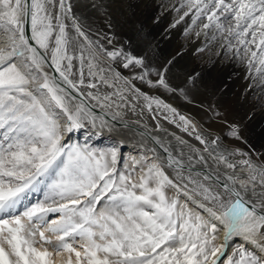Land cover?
Masks as SVG:
<instances>
[{
	"label": "snow or ice",
	"instance_id": "snow-or-ice-1",
	"mask_svg": "<svg viewBox=\"0 0 264 264\" xmlns=\"http://www.w3.org/2000/svg\"><path fill=\"white\" fill-rule=\"evenodd\" d=\"M177 4L172 6L177 14L173 27L189 18L185 35L194 31L206 42H218L225 58L246 67L249 76L256 74L253 83L257 77L264 82V0H177ZM66 19H71L75 37L69 35ZM92 49L69 0H0V264H264V255L245 246L264 253V211L258 210L264 208V165L241 159L237 163L247 178L225 174L227 183L204 174V181L220 191L189 177L195 187L183 194L189 199L192 192L200 196L197 207L204 215L179 200L183 189L155 161L147 163L143 157L130 170H121L118 146L97 149L69 142L71 134L87 124L96 128L99 120L100 127L107 126L93 107L115 105L136 114L134 101L142 99L141 116L144 109L152 113L155 106L171 114L170 122L178 117L177 126L194 135L204 151L227 168H237L229 157L248 155L239 148L229 150L219 136L206 138L203 126L138 88L134 81L194 103L183 88L168 83L167 68L153 81L144 60L122 48L100 51L110 61L120 58L125 69L141 71L123 77L110 68L115 80L123 81L122 88L103 97L82 91L97 89L93 82L97 78L114 87L102 75L103 68L92 71L97 67ZM85 51L88 76L93 78L87 83ZM75 60L80 64L78 79L72 78ZM194 80L189 76V83ZM86 100L96 103L90 106ZM199 107L210 113L209 120L228 127L229 138L243 141L239 125L220 120L223 114L215 105ZM120 114L116 111L113 120ZM167 160L168 167L176 164L183 171L170 154ZM168 189H175L177 196L169 197ZM221 230L223 243L217 244ZM233 238L244 243L227 255Z\"/></svg>",
	"mask_w": 264,
	"mask_h": 264
},
{
	"label": "bare ground",
	"instance_id": "bare-ground-1",
	"mask_svg": "<svg viewBox=\"0 0 264 264\" xmlns=\"http://www.w3.org/2000/svg\"><path fill=\"white\" fill-rule=\"evenodd\" d=\"M69 2L73 13L78 14L79 8L85 12L82 17L80 16L81 18L78 17L80 14L74 16L85 26L87 35L93 42L91 51L95 56L97 67L92 71L96 72L99 68H103L105 71L102 75L114 84V87H108L98 78L93 81V78L88 76V51H85V82H97V89L82 88V91L85 93L91 91L103 97L105 94H112L116 89L122 88L123 81L115 80L114 73L109 71L110 68H115L123 77L133 75L130 68L122 67L120 58L110 61L100 49L112 51L122 48L125 51L139 45L145 55L152 56V59L159 58L161 52L164 53L166 49H170L172 54L175 53L172 60L173 68H184L188 61V55L185 54L189 52L190 76H195L191 86L195 90L200 89L207 92L212 104L223 114L219 118L220 120L228 117L230 123L239 125L243 141L229 138L220 122L209 120L210 114H206V112H194V108L190 105L187 106L181 98L169 95L165 91L161 92L159 88H148L138 80L134 83L149 95L161 97L181 114L194 120L198 127L203 126V129L206 130L204 132L206 138L219 136L229 150L239 148L248 155L229 157L233 163L237 164V168L235 171L227 168L223 163L209 156V153L204 151V145L200 144L194 135H189L188 132L182 131L181 127L177 126L178 117L175 118L176 122H170L173 119L171 114L163 109H156L155 106H153L152 113L144 109L141 116L139 113L144 103L142 99L139 102L134 101L137 104L136 114L127 108L117 110L115 105L112 108L93 107L97 116H103L108 121L107 126L100 127L99 120H97L96 128L87 124L84 129L71 134L70 143L87 144L97 149H107L112 145L118 146V168L121 170L122 166L124 169L130 170L133 162L142 161L143 157H147V163L155 161L163 167L166 175L183 189L178 195L179 200L182 203H187L194 213L200 212L204 215L206 213L203 212V209L197 207V203L202 202V198L195 192H192L191 199L183 194L184 191L192 190L195 187L189 183V177L193 181L207 184L214 191H220L210 181H204V174L219 179L221 183H227L225 174L247 178L248 174L241 171L243 166L237 163L241 159H250L256 166L264 165V82H261L257 77L256 83H253L252 76H256V74L253 73L252 76H249L246 67L238 64L231 57L225 58L223 49L219 47L218 42H206L203 35L197 37L194 31L185 35V28L190 24L189 18L186 17L185 21L173 27L177 14L172 11V6H178L177 0H69ZM164 5H168V8L165 9ZM65 23L68 25L69 35L75 37L76 33L72 28L71 19H66ZM110 24L111 27H109ZM78 39L83 42L82 37ZM76 54L79 55V49ZM73 64L74 75L72 78L78 79L79 61L75 60ZM48 71L51 75L52 71ZM56 75L58 76V74ZM172 79L175 78L172 77ZM240 94L244 96V99L239 98ZM85 103L91 106L96 102L86 100ZM238 103L242 108H245L241 109L245 110L246 114L241 112L240 107L238 108ZM116 111H120L121 114L113 120V114ZM153 115H155V119H153ZM166 116L168 119H165ZM125 124L127 127L123 126ZM124 152L123 157L121 154ZM169 154L174 161L179 163L183 171H179L176 164H173L172 167L167 166ZM200 156L204 157L203 161L200 160ZM123 158L124 164L121 166L120 161ZM140 166H144L143 162ZM196 172L201 175H195ZM139 175L140 172L137 169L135 176L138 178ZM185 184H187V189L183 188ZM236 187L239 188V184ZM257 191H259V187ZM166 192L169 197L177 196L175 189H168ZM249 199V196H245V200ZM252 199L253 202L260 203L259 198ZM258 210L264 211V208ZM56 215L52 214V216ZM218 235L219 239L215 243H223V231L221 230ZM242 243L244 242L238 238L229 241L227 255H231L235 246ZM245 246L250 251L256 252L257 255H264L250 244Z\"/></svg>",
	"mask_w": 264,
	"mask_h": 264
},
{
	"label": "rangeland",
	"instance_id": "rangeland-1",
	"mask_svg": "<svg viewBox=\"0 0 264 264\" xmlns=\"http://www.w3.org/2000/svg\"><path fill=\"white\" fill-rule=\"evenodd\" d=\"M77 13L80 15L76 14L75 12L73 13V15H75V16L78 15L79 18H81L82 15L85 14V12H82V10L80 8H79ZM125 52H130L133 56L140 57L143 60H145L144 61L145 67L148 68L149 70H151V74H152L149 76V78L153 81L157 80V78H158L156 75L157 72L162 71L163 69L167 68V71L164 73V75H165V78L168 81V83L170 85H172L173 87L183 88L186 95L192 101H194V103H189L187 100L184 99L183 96H181L178 93H176V94H170L168 92L167 93L169 95L177 96V98H181L186 103L187 106L190 105L192 108H194L193 111L196 113L206 112V114H210L209 112L205 111L204 108L199 107V105H201V104H203L205 106L213 105L212 104L213 102L210 99V97H208L207 92H205L204 90H200V89L195 90L194 87L191 86V83H189V81H188V78L190 76L189 52H188V54H187V52H186V54L184 53L185 55H188V58H187L188 61L184 65V68H182V67L181 68H173L172 60H173V57L175 56V53L172 54V52H170V49H166V51H165L166 53L161 52L160 57L155 58V59H152L151 58L152 56L151 57L146 56L145 53L143 52V50L140 49L139 45H138V47H135L133 49L125 50ZM183 55H181V56H183ZM169 62H171V63H169ZM130 71L132 74H134V73H139L141 71V69L136 68L133 70V69H131V66H130ZM172 77H174L175 79L171 80ZM159 91L163 92L164 90L159 88ZM239 98L244 99V96L242 94H240ZM239 107H240V109L242 108L240 103H238V108ZM242 109H245V108H242ZM242 109H241V112L246 114L245 113L246 111L242 110ZM225 119L228 121L229 124H232V123H230V120L228 119V117H224L222 120H225ZM221 126L228 132V127L225 124L221 123ZM121 155H123V157H124L125 152ZM123 164H124V158L121 159V161H120V165L122 166ZM123 167L124 166H122V170L124 169Z\"/></svg>",
	"mask_w": 264,
	"mask_h": 264
}]
</instances>
